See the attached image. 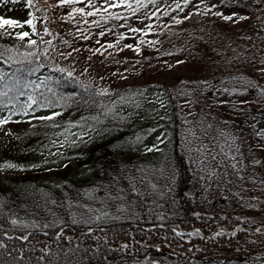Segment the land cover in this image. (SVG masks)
<instances>
[{
  "label": "rangeland",
  "instance_id": "1",
  "mask_svg": "<svg viewBox=\"0 0 264 264\" xmlns=\"http://www.w3.org/2000/svg\"><path fill=\"white\" fill-rule=\"evenodd\" d=\"M257 2L264 8V0ZM48 3L54 14V37L41 18L35 22L29 17L25 5L13 7L9 0L0 4V16L22 24L31 18L34 31L27 24L10 29L16 35L23 31L30 37L39 35L68 72L93 82L99 90L144 87L118 101L123 131L133 142L140 163L154 162L168 140V98L162 89L148 87L152 82L164 83L180 119L179 145L193 173L189 192L196 201L195 211L222 213L238 209L250 219L264 214V209L259 210L247 197L253 194L264 198V140L253 128L259 118L251 114L255 110L264 118V57L256 58L240 35L246 30V22L259 15L257 8L229 0ZM216 12L237 15L226 21ZM28 88L23 89L25 95L18 96L20 101H27ZM13 108L11 103L0 106V119L12 114ZM53 112L43 109L39 115L21 114L19 121L30 124L37 120L35 117ZM259 129L264 130V125ZM91 132L94 130L90 127L77 123L45 127L42 137H37L30 148L32 155L17 168L5 167L8 162L0 153V182L18 178L20 167L29 169L22 177L23 183L40 187L87 174L90 163L77 160L74 151L90 139ZM7 134V123L0 124V149ZM153 190V199H163L157 185ZM67 206L73 219L87 226L132 217L122 193L107 196L88 189L82 196L69 199ZM60 222L57 214L42 223L16 219L24 226ZM239 264H264V256Z\"/></svg>",
  "mask_w": 264,
  "mask_h": 264
},
{
  "label": "trees",
  "instance_id": "2",
  "mask_svg": "<svg viewBox=\"0 0 264 264\" xmlns=\"http://www.w3.org/2000/svg\"><path fill=\"white\" fill-rule=\"evenodd\" d=\"M21 1L26 4V0ZM234 1L247 7L258 5L255 0ZM46 6L45 0H32L29 8L34 16L42 15L44 25L54 35L53 15ZM260 11L258 17L248 20V31L242 34L244 43L259 56L264 53L263 8ZM34 41L36 43L31 44L26 38L20 40L10 30L0 29V72L7 74L0 85H10L8 78L16 69L42 64L44 66L37 71L49 70L44 78H52L47 81V86L56 95L46 92L43 87L34 94L44 92L53 101L48 107H59L60 115L53 120L36 121L31 127L12 125V136L5 140L2 148L3 156L13 162L25 159L27 143L50 122L63 125L75 121L101 127L78 150V155L90 162L87 174L42 188L23 183V175L0 183V264H238L264 255V232L245 227L229 231L239 222L244 226L264 223V216L248 219L235 209L224 213L194 212L195 199L188 191L192 170L178 146V118L174 100L164 83L152 82L150 87L165 91L170 103L166 120L168 142L155 162L140 163L132 141L126 137L123 125L116 123L119 118L112 109L122 96L140 87L120 86L100 92L93 83L74 73L69 77L54 58L53 51L47 50L38 36ZM29 52L33 55L25 58ZM61 68L63 72L59 71ZM32 75L25 74L23 79L28 80ZM15 95L16 92H9V96ZM3 98H0L3 102L9 101L7 97ZM41 107L33 104L30 110L37 112ZM23 173L24 170L20 174ZM153 184L163 191V200L152 198ZM91 186L101 193L124 191L136 208L134 219L105 224L101 229L68 220L66 199L80 196ZM252 200L260 209L264 208L260 198L252 197ZM50 212L61 214L62 223L46 226L42 232L34 229L25 236L26 239L20 236L27 228L17 227L12 222L14 215L36 218V214L44 217ZM156 222L165 225L151 227ZM166 224L181 229L196 226L204 233L214 229H225L226 232L208 238L177 235ZM12 233L16 235L10 236Z\"/></svg>",
  "mask_w": 264,
  "mask_h": 264
},
{
  "label": "snow or ice",
  "instance_id": "3",
  "mask_svg": "<svg viewBox=\"0 0 264 264\" xmlns=\"http://www.w3.org/2000/svg\"><path fill=\"white\" fill-rule=\"evenodd\" d=\"M8 2H9V0H0V4H7ZM11 2L13 4H15L17 2V0H11ZM65 2L71 3L72 0H61V3H65ZM187 2H188V0H185V3H187ZM202 2H203V0H202ZM222 2H223V0H222ZM31 4H32V0H26V5L27 6H31ZM76 11H81L82 12L83 9H77ZM28 15H29V17L32 16V14L30 12H29ZM89 15H91V13H89ZM215 15L222 16L223 14L220 13V12H216ZM236 15H237L236 13H233L232 15H223V19L226 20V21L233 20V18L236 17ZM239 19L243 20V19H246V17L240 16ZM23 24L30 25V26L33 27V31L35 30L31 18H29L28 20H25L23 22ZM23 24L20 21H18V20L6 19L3 16H0V28H4L5 26H8L9 28L22 27ZM133 31H138V30L137 29H133ZM17 36L19 37L20 40H23L25 37L29 36V32L23 31V32L17 33ZM29 43L35 44L36 41L31 40V41H29ZM126 47H132V46L131 45H126ZM137 51H138V49H137ZM0 55H2V53H0ZM32 55H33V53L29 52V53L26 54L25 58H27L28 56H32ZM43 66L44 65L41 64V65H37L34 68L33 67H27V68H18V69H16V72L13 73V76L8 78L10 80V82H11L10 85L9 84L0 85V97H7L10 102L12 100H17L18 96H22V95L26 94L23 91V89L28 88L29 86H31L32 93L27 94V96H28L27 101L19 102L18 105H17L19 111L22 114L27 115L29 113V110L32 109L33 104H35L37 106H50L53 103V101L48 99L44 92H41L38 95H35L34 93H36V90L38 88L43 87V88L46 89V92L52 93L53 95H56V93L53 92V89L49 88L47 86V81L51 80L52 78L51 77H46V78L40 80L39 83H36L35 81H30V80L26 81V80L23 79L25 74L32 75L40 67H43ZM59 71L63 72L64 69L61 68V69H59ZM6 76H7L6 73L0 72V81H3ZM68 76L71 77L72 73L69 72ZM12 91L16 92L17 95L16 96H9V92H12ZM61 99L67 100L68 98L61 97ZM59 115H60L59 112H53L52 115L39 116V117H35V118L39 119V120H52L54 116H59ZM9 119H10V116L0 119V124L8 123ZM148 151H152V149H148ZM4 166L7 167V168L16 167V165H13V164H10V163H8V164H6ZM13 223H15V221ZM89 231H91V229H89ZM173 231H175V229H173ZM256 231L259 232L260 229H257ZM199 234H200V230L199 229H195L193 232L188 233L189 236H193V235H197L198 236ZM177 235H180V233H177ZM220 235H222L221 232L215 233V236H220ZM233 235H235V233H233ZM213 238H215V237H213ZM25 239H26V237H25ZM77 264H78V262H77Z\"/></svg>",
  "mask_w": 264,
  "mask_h": 264
}]
</instances>
